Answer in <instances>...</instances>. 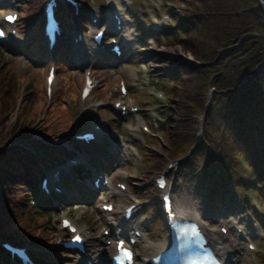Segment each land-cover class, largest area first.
<instances>
[{"label":"rangeland","instance_id":"1","mask_svg":"<svg viewBox=\"0 0 264 264\" xmlns=\"http://www.w3.org/2000/svg\"><path fill=\"white\" fill-rule=\"evenodd\" d=\"M26 1L14 0V7L9 4L0 7V20L3 15L9 12L18 14V34L15 37L19 39L20 43L19 46L4 42L0 43V72H6L9 69V74L0 73V75L5 77L6 81H14L15 86L14 90L9 92L10 96H13V101H10L7 106L3 107L2 105L6 96L0 95L1 133L7 136L13 133L15 135L19 132H31L33 133L30 139L32 143L44 142L45 144H51L52 142L58 143L62 139L68 140L70 138L73 140L76 134H80L85 130L83 127L91 125V116L86 115L93 114L106 126L108 136H106L105 141L116 146L112 147L116 148L114 150L116 152H113L117 153V156L114 157L115 161H118L119 167L111 170L108 178L116 183L117 190H119L117 185L120 184L127 187V191H123L124 199H120L115 195V190L107 187V189H102L94 195L96 197L93 200L90 199L92 197L88 192V195H84L85 197L88 196V201L78 199V202H76L71 199L63 202L60 199L61 195L53 193L55 201L46 208L41 207L38 203L36 204L33 200L30 201L31 204L29 203L28 206L22 203L30 213L29 218L22 219L24 225L27 224L24 227L21 226L22 229L30 233L37 242L44 243V246L41 247L39 243L30 244L38 253H32L35 261H38V264H42V262L45 264V261L52 262L51 255L48 256L47 253L54 250L53 253L58 256H54V258H57L60 263L78 264L81 257L78 253L66 254L63 248H59V251L55 250V248H58L56 247L57 243L65 242L70 238L68 233L63 232L61 226L62 219L69 218L82 232L87 243L89 257L92 261L99 263L96 257L101 250L100 242L109 247L115 246L117 243V239L113 240V233L118 234L119 231L115 230L116 227H114V232L110 228L107 229V224L113 223L114 217L116 225L119 224L123 221L126 207L134 205L136 208L141 209L140 219L143 223L141 225L143 230H140L141 239L135 248L136 264H144L145 255L150 251L148 247H159L166 242L168 236L162 209V217L161 215L156 217L154 208L149 204L154 196L158 204H161V195L157 190L156 181L160 176L165 175L168 178L170 187L175 182L179 185V188L174 190L176 199L183 200L185 197L180 191L183 188L185 192L193 194L196 198L195 202H199L198 206L204 208L203 212L208 211L206 215L209 216H204L206 226L218 230V225L225 218L230 225L242 233L241 243L244 244L245 249L249 250L247 264H264V228L262 225L264 199L261 193L255 188H242L225 182L219 185L218 195L215 196L214 201L209 200L208 188L210 185L207 182L192 176L190 173L181 175L177 173L184 166L180 165L181 167L178 170L177 165L191 159L198 144L190 147L184 155L178 154L175 158H171L167 152V150L172 151L173 149H170L171 143L169 144V138L164 129L174 121L175 116L184 106L178 98V92L180 91V89L178 90V84L166 81L162 78L160 71H157L158 68L167 69L169 67V65H165V60H158V58L165 56L169 59H179L182 63L200 68L195 63L201 64L202 62L190 51L184 49L186 43L183 41L189 39H187V32L180 28V20L175 16V12H177L176 15L181 17L186 14V6H188L189 0H127L125 4H122L121 0H111L114 2L115 5H113L117 8V11H119L123 25L121 31L112 32L109 36H114L116 43L121 44V41H124L123 56L120 60L107 64L108 66L102 65L101 62L97 63L96 66L93 65V61L89 62L90 65L79 66L76 63L64 60L63 67L57 63L58 61L55 60V62L52 57L42 59L41 55L37 56L34 52L29 53L25 50L27 48L23 47L26 43L25 27L31 23V34L37 32L35 36H31L32 40L37 39L34 46L39 45V47H44V50H47L41 32L38 31L43 20L40 17L41 12L43 13L47 0L37 2L36 7L40 9V12L35 14H32L30 10L31 1ZM76 1L81 4L88 18V13L98 12L102 6L110 3L109 0ZM106 16L109 17L110 15L106 12ZM35 17L42 19L34 24L33 18ZM82 26L86 35L87 32L92 30L89 23ZM163 28L165 31L172 29L173 35L151 34ZM104 29L103 27L102 30ZM143 34L146 36H143ZM109 36L106 37L105 44H110ZM88 40L90 39L88 38ZM35 47H32L33 51H38ZM129 48L132 49V52L126 56ZM231 50L224 51L222 55ZM109 52L112 54L111 51ZM154 54L160 56L153 58ZM112 56L114 55L112 54ZM207 66L209 64H204L203 67ZM52 68H55L56 71V83L52 88V93L49 94L47 78ZM88 70H90V73ZM88 74L96 79L97 87L88 102V108H85L82 90ZM248 77L257 78L258 74H249ZM123 83L126 84L128 89L127 96L121 95ZM215 90L214 86L208 88L207 100L203 105L204 111L195 110L196 138L198 141L200 137H203L205 127L211 126V122H207L206 110L213 102L212 98ZM118 102L122 103L127 109L124 112V119H121L109 106H115ZM56 103L62 104L61 108H56ZM91 107H94L95 113ZM41 109H43L42 116H48V120H39L41 117L33 119L34 113H40ZM133 110L136 111L133 112ZM60 113H64L61 116L62 120L56 119V116ZM82 113H86L85 117H88V122L86 118L81 117ZM67 114L70 115V119H73L72 122H63L68 119L69 115ZM131 129L134 130V133ZM217 136L222 139L224 133H218ZM72 140L71 143L73 144ZM119 143L122 145L121 148ZM229 146L232 162L235 161L236 157L238 159L243 158V156L237 155L238 153L234 150L230 141ZM16 148L20 149L14 151L16 154L33 158L31 152L19 147ZM42 150H46V148ZM53 153L55 154L56 151L54 150ZM74 155L65 154L63 156L67 159L74 157ZM44 165L47 170L45 169L37 179V191L40 190L42 179L44 180L51 175L54 170H49L50 167L54 168L53 164L50 165L44 161ZM241 171L245 174L250 173V175L254 173L253 168L249 169L248 165L247 171L243 168H241ZM73 173L77 174L75 170ZM96 179L93 178L90 181L91 186L94 185ZM63 186L74 191L72 192L74 194L81 195L86 192L85 188L79 183L75 184L66 180ZM39 195H43L41 190ZM30 196L32 197L31 194ZM109 197L111 200L106 202L105 200ZM42 199L47 200L45 196H42ZM243 201H245L244 205ZM104 203L114 205L115 208L111 214H106L102 210V204ZM214 215L217 216L213 219L209 218ZM158 220L160 223L157 222ZM135 232L136 230L134 232L131 230L129 234L133 235ZM223 233L225 234V230ZM0 236H7V234L0 233ZM27 244L18 246L30 248ZM251 245H253V250ZM0 249H2L1 246ZM83 264H87V261H83Z\"/></svg>","mask_w":264,"mask_h":264},{"label":"trees","instance_id":"2","mask_svg":"<svg viewBox=\"0 0 264 264\" xmlns=\"http://www.w3.org/2000/svg\"><path fill=\"white\" fill-rule=\"evenodd\" d=\"M30 1L31 13H39L40 9L36 6L41 0H28ZM188 2L186 14L181 17L175 12V16L180 20V28L187 32L189 39L183 41L186 43L184 49L209 66L196 68L191 64L182 63L179 59H169L165 56L158 58L165 60V65L169 67L158 68L157 71H160L166 81L178 84V90L180 89L178 98L184 106L174 121L164 129L169 144L171 143L170 149H173L167 152L171 158H175L178 154L184 155L190 147L198 144L193 157L184 164L182 172L194 175L208 158L211 166L206 171L207 177L204 178L212 184L213 196L218 195L219 185L226 182L232 186L255 188L264 199V9L259 0ZM60 17L69 23L66 11H63ZM38 31L40 33L41 29ZM36 34L37 32H33L31 36ZM164 34L171 36L173 31L166 30ZM36 48L44 49L39 45ZM230 49L232 50L229 54L222 55L224 51ZM157 56L160 55L154 54L153 58ZM57 57L58 64L63 67L65 62L63 56ZM258 70L260 72L257 78H248L249 74H255ZM8 72L9 69L0 73ZM246 80L248 83L243 85ZM210 86L216 89L207 113V122L210 121L211 126L205 127L204 142L200 143L196 138L195 110L204 111L203 105L207 100V90ZM14 88V81H6L5 77L0 75V95L6 96L2 103L3 107L13 101V96H10L9 92ZM41 115V112L34 113L33 119ZM72 121L69 115V120L63 122ZM1 132L0 130V179L9 176L2 183L3 189H0V209L3 212V215H0V233L20 240L21 245L39 243L40 246H44V243L37 242L21 227L27 225L26 223L24 225L22 219L30 217L28 209L22 203L28 206L33 200L40 205L37 197L40 167L33 158L16 154L14 151L20 150L18 148L3 150L7 143H14L23 138L21 135L26 134L24 138L30 140L33 133L16 132L15 135L13 133L6 136ZM221 132L224 133L222 139L217 136ZM229 141L237 155L243 158L236 157L234 162L231 161ZM35 144L42 148L47 147L44 161L50 165L60 163L56 153H53L54 150H58V157L70 154L64 147L56 146L55 142ZM99 152L97 150L96 154ZM55 161L56 163H51ZM247 165L249 169L253 168V174L241 171V168L247 171ZM149 204L154 208L156 217L160 215L162 217L161 207L155 196ZM157 222L160 223L159 220ZM45 264L53 263L45 261Z\"/></svg>","mask_w":264,"mask_h":264},{"label":"bare ground","instance_id":"3","mask_svg":"<svg viewBox=\"0 0 264 264\" xmlns=\"http://www.w3.org/2000/svg\"><path fill=\"white\" fill-rule=\"evenodd\" d=\"M26 2H28V0ZM61 2H63V0H61ZM109 2H110V4H114V2H112L111 0H109ZM63 6L65 8H67V10L73 16V20H72L73 27H71L69 24L67 25L66 28H64V26H63L64 33H63L61 39L58 40L59 44H58L57 48L54 51H51V52L47 51V50H44V49H42V50L37 49L34 46L35 39H33V40L31 39V23H29L26 26V37H25L26 38L25 39L26 43L23 46V47L27 48L25 50H27L29 53H33L34 52V54L37 55V56L41 55L40 57L42 59H48L49 57H52L54 59V61L55 60L57 61V58H58L57 55L63 56L64 60H66L68 62L76 63L79 66L88 65L89 62H92V61L94 63L93 65H96L97 63L101 62L102 65L105 64L106 66H108L107 64H111L113 61L120 60V59H118V57L116 55L112 56V54L109 52V47L108 46H104L103 45L104 47L99 49L96 46L94 38L91 40V38L94 36V34H96V32L98 30L97 29L98 27H95L92 30H90L89 34L87 33L88 36L90 37V40H88V39L86 40L85 39V45L82 46V45H79V44L78 45L74 44L72 41H75V39L77 38V35L80 34V30H81L82 25L87 23L88 19L85 18V14H83V13H85V11L80 5H79V10H78L79 13L78 14L76 13L77 10L74 7H72L71 4L67 3L65 0H64ZM119 6H120V4H119ZM110 10H108L109 14L112 12V6H111ZM100 13H101V9H100V11L93 13L96 16L95 19L102 18V16L104 14L102 13V15H101ZM115 13H116V11H115ZM116 14H118V13H116ZM33 20H34V23L36 24L35 19H33ZM15 26H16V23H15ZM110 27H111V29H113L112 25ZM164 31L165 30L163 28V29H160L159 31H155L154 33H156V34H164ZM72 35H74L75 38ZM143 36H146V35L143 34ZM10 39L16 40V41H13L14 45H17V46L20 45V43L17 42L18 39L15 36L10 37ZM121 44L122 45L121 46L119 45V47H120V51L123 52L122 53V56H123V54H124V50L123 49H124V46H125L124 41H121ZM32 47H35L38 51H35V50L33 51ZM128 51L129 52H127L126 56H128V53L132 52V49L129 48ZM113 65H115V64H113ZM105 68H107V67H105ZM89 71L90 70H88V72ZM94 85L95 86L97 85L95 80H94ZM124 85L126 87L125 83H124ZM126 94H128V89H127V93ZM91 96H92V93L88 97V99L83 101V105L85 106V108H88V102H89ZM61 106H62V104H58V103H56V105H55L56 108H61ZM122 107H125V106L122 104ZM69 109H70V107H69ZM91 109H93V108H91ZM42 110L43 109L40 110L41 113H42ZM116 110H117V112H120L121 106H120L119 109H116ZM209 111H210V109H209ZM207 113H208V108L206 110V114ZM62 114L63 113H61L58 116H56V119L62 120L61 119ZM85 115H86V113L83 114L82 116H84V118H86L87 122H88V117L91 116L90 121L92 122L93 126L99 125L100 129L98 130V133H96V136L99 135V137H100V139L98 140L99 141L98 143L102 142L104 136H108V132L106 131V126L104 125V123L102 121H100V120L97 121L95 119V117L93 116V114L86 115L88 117H85ZM39 117H41L39 120H44V121L48 120V116L44 117V116L41 115ZM68 120H69V117H68V119L66 121H68ZM131 131L134 133L133 129H131ZM21 136L23 138H20L16 142L12 141L14 143H7L5 146H3V150H6L8 148L19 147V148H22V149H25V150L31 152L34 162L40 167L39 168L40 169L39 170L40 171L39 175L43 174V171L45 169L47 170V168L44 165V160L46 159L47 150H42L43 149L42 147H39L37 144L30 142V140H27V138H24V136H26V134L21 135ZM69 139L67 140V142L63 143L64 147L68 148V149L71 148ZM199 142L200 143L204 142V136L200 138ZM80 145L82 146V148H84L83 150H89V151H92L93 148H95V147L97 148V146H98L96 143H93V144H91L89 146L84 144V143H80ZM56 146L62 147V144L60 146L57 143ZM112 146L116 147L113 143H111L110 146H109L110 148H108L109 151L116 150V148L113 149ZM44 148H47V147H44ZM55 151H56V157L58 159H60V165H58V167H56V169H54L53 167H50L49 170H53L54 169V175H50V178H52V179H56L57 178L56 180H53V184L52 185L57 186V187L59 186L62 189V192H61L62 201L63 202H67L68 200H71V199H73V200L80 199L81 201L88 200V196L85 197L84 193L81 194V195H77V194L72 193L73 191H71L69 189H66L63 186L64 182L66 180H71V179H74V178L76 179V174H74L72 172V169H73L72 167H69L68 165H66L67 161L64 162L62 157H58V154H59L58 150H55ZM0 153H1V151H0ZM109 157L110 156L108 155V153L104 152V155L101 156L100 152H99L97 157H96V159H94L95 162H88V151H83L81 153H78L75 156V159L78 160V163H85V170L83 171L84 180L80 184H82V186L85 187L86 190H89V189L92 190L90 185H89V182H87L88 181V168L92 169V170H95L96 171L95 173L100 174V176L101 175L103 176V171L105 172V170L100 169L101 168L100 164H102V165H104L106 163L109 164V162H108L110 160ZM81 159H83L84 161H82ZM206 160L207 161L204 162L199 167V169H197L196 173L194 175H192V176L197 177L198 179L200 178L202 181H205V182H207L210 185L211 188L210 187L208 188V190H209V200H213L214 201V198H216V197L213 196V194H212L214 192V190H212V184L204 178V176H206V171L211 166L210 159L207 158ZM187 161H185V162H187ZM185 162H183L182 164L178 165V170H179V168L181 166L184 165ZM51 163H56V161L55 162H51ZM98 171H100V172H98ZM57 173H58V177L53 178L55 175H57ZM177 173H179L180 175L181 174H185L184 172H182V169H180ZM24 174H26V172ZM8 176L9 175H6L4 178L0 179V189H3L4 185L2 186V183ZM23 177H25V176H23ZM81 177L82 176H79V178H81ZM176 179H177V177H176ZM12 180H13V178L11 179V181ZM109 185H110L109 189L115 190V192H116L115 195L116 196H118L120 199H124L125 198L123 192L121 190L119 191V190L116 189V183L114 181H110ZM102 188H103V186H102ZM178 188H179V185L176 184V182H175L171 189L174 191V190H176ZM92 191H94V190H92ZM180 191H182V194L185 195L184 201H178V200L176 201V199H175V206L177 207V210H179V212L181 214L180 218H182V220H187V221H191V222L194 221L195 222V221H197L200 218V215L201 216H205L206 215V212H208V211L207 210H205L204 212L202 211V210H204V208H200L198 206L199 202L198 203L195 202L196 198H194V196H193V194H191V192H185V190L183 188H181ZM87 193L88 192H86V194ZM42 196L46 197L47 195L43 193ZM48 197H49V200H48L47 206H49L53 201H55L53 193L50 192V195H48ZM95 197H93V199ZM109 200H111L110 197L107 199V201H109ZM180 202H183V203L180 204ZM244 203H245V201H243V205H244ZM102 205L104 206L105 204H102ZM140 214H141V212H140V209L138 208V212L136 214V217H134V219L131 222H129L130 225L128 226V223L124 224V226H126V228H128V231H131V229H130L131 226H133L135 228L138 227L139 229H136V231H139V230L142 231L143 230L142 227H141V225L143 223L141 222ZM0 215H3V212L1 211V209H0ZM217 215H214L213 217H209V218L213 219ZM206 216L208 217L209 215L207 214ZM221 219H222V217L220 218V220ZM205 223L206 222H204L205 230H206V232H207V234L209 236L210 243L214 247V249H216V251H218V253L221 255L222 260H224L225 262H229L230 264H247L248 263V261H249L248 260V258H249V250L245 249L244 244L241 243V239H242L241 236H240V238L238 236H236V235H238L239 232L236 231V229H234V227L232 225H230V223L227 222V219H225V218L222 219V222L218 225V228H219L218 230H214V229H211L210 227H206L207 223L206 224ZM108 227L110 228V226L107 225V229H108ZM222 228L225 229V230H228V234L227 235L222 233ZM131 238H135L136 239L137 237L134 235V236H131ZM233 238H235V239H233ZM6 239L8 241H11V239H8V238H6ZM103 239H104V237H103ZM107 240H110V239H107ZM120 240H122V239H120ZM136 240L139 243L140 240H138V239H136ZM100 245H101V250H100V253H98L96 259L100 263H106V261L108 260L107 257L112 256L115 253V248L116 247L115 246H111V247L106 246V245H104L103 242H100ZM166 247H167V243L162 244L159 247H148V250H150V251H148L147 254L145 255V259L148 260L150 258H153L154 256H156L160 251H162ZM33 252H34V254H38V253H35L34 250H33ZM50 255H51L52 258H54L53 251L48 253V256H50ZM83 258H85V257L82 256V259ZM0 259H1L0 264H18L19 263L17 261V259H15V261H17V262L12 263L11 259H10V255L5 250H1V249H0ZM9 259H10V262H9Z\"/></svg>","mask_w":264,"mask_h":264},{"label":"water","instance_id":"4","mask_svg":"<svg viewBox=\"0 0 264 264\" xmlns=\"http://www.w3.org/2000/svg\"><path fill=\"white\" fill-rule=\"evenodd\" d=\"M260 1V3H261V7L264 9V0H259ZM260 72V70H258V72L257 73H255L254 75H256V74H258ZM249 78V77H248ZM248 83V81L246 80L244 83H243V85H246ZM242 85V86H243Z\"/></svg>","mask_w":264,"mask_h":264},{"label":"snow or ice","instance_id":"5","mask_svg":"<svg viewBox=\"0 0 264 264\" xmlns=\"http://www.w3.org/2000/svg\"><path fill=\"white\" fill-rule=\"evenodd\" d=\"M8 19H9V20H12L13 18H12V17H9Z\"/></svg>","mask_w":264,"mask_h":264}]
</instances>
